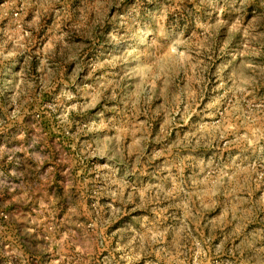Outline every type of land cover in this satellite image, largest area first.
<instances>
[{"label":"rangeland","instance_id":"obj_1","mask_svg":"<svg viewBox=\"0 0 264 264\" xmlns=\"http://www.w3.org/2000/svg\"><path fill=\"white\" fill-rule=\"evenodd\" d=\"M0 264H264V0H0Z\"/></svg>","mask_w":264,"mask_h":264}]
</instances>
